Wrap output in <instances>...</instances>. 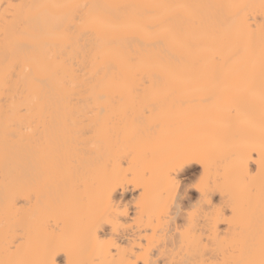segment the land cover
Wrapping results in <instances>:
<instances>
[{
	"label": "bare ground",
	"instance_id": "obj_1",
	"mask_svg": "<svg viewBox=\"0 0 264 264\" xmlns=\"http://www.w3.org/2000/svg\"><path fill=\"white\" fill-rule=\"evenodd\" d=\"M0 264H264V0H0Z\"/></svg>",
	"mask_w": 264,
	"mask_h": 264
},
{
	"label": "rangeland",
	"instance_id": "obj_2",
	"mask_svg": "<svg viewBox=\"0 0 264 264\" xmlns=\"http://www.w3.org/2000/svg\"><path fill=\"white\" fill-rule=\"evenodd\" d=\"M194 168V169H193ZM193 168H191V170H190V173L192 172V170H193V173H191V175L193 176H191L192 177V179L194 178V177H196L197 176V172H198V168H196V167H193ZM196 172V173H195ZM195 173V174H194Z\"/></svg>",
	"mask_w": 264,
	"mask_h": 264
}]
</instances>
